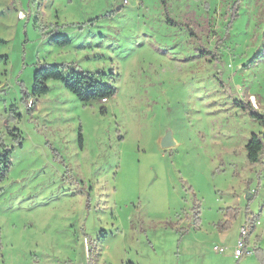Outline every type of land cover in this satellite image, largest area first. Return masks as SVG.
Masks as SVG:
<instances>
[{"label": "rangeland", "instance_id": "rangeland-1", "mask_svg": "<svg viewBox=\"0 0 264 264\" xmlns=\"http://www.w3.org/2000/svg\"><path fill=\"white\" fill-rule=\"evenodd\" d=\"M164 1L0 0V264H264V0Z\"/></svg>", "mask_w": 264, "mask_h": 264}, {"label": "trees", "instance_id": "trees-1", "mask_svg": "<svg viewBox=\"0 0 264 264\" xmlns=\"http://www.w3.org/2000/svg\"><path fill=\"white\" fill-rule=\"evenodd\" d=\"M165 6V1L162 0ZM52 42L60 47L68 46L70 41L66 38L58 37ZM62 67V66H61ZM61 67L58 65L43 66L35 71L33 76V87L31 97L39 98L49 92L46 86L49 80L61 81L64 88L70 92L83 105H88L91 102H105L110 100L116 94V88L97 80L93 75L81 70L71 71V73L63 77ZM30 96L26 92H22V101L26 104L30 101ZM254 114H252L253 116ZM255 116V115H254ZM247 161L250 164H255L264 161V134H252L245 146ZM3 159H0V179L4 178L9 172V156L10 151H4ZM248 230V229H247ZM89 251L87 264H92Z\"/></svg>", "mask_w": 264, "mask_h": 264}, {"label": "built area", "instance_id": "built-area-1", "mask_svg": "<svg viewBox=\"0 0 264 264\" xmlns=\"http://www.w3.org/2000/svg\"><path fill=\"white\" fill-rule=\"evenodd\" d=\"M22 17V16H21ZM247 236V229L246 228H241L239 232V239L237 240L235 251H234V258L238 259L240 258L244 253L245 254H250L251 251L246 249V242H245V237ZM214 252L217 253H223L224 249L214 247L213 248Z\"/></svg>", "mask_w": 264, "mask_h": 264}, {"label": "water", "instance_id": "water-1", "mask_svg": "<svg viewBox=\"0 0 264 264\" xmlns=\"http://www.w3.org/2000/svg\"><path fill=\"white\" fill-rule=\"evenodd\" d=\"M172 145V141L169 137V135H166V137L162 140L161 146L163 148L170 147Z\"/></svg>", "mask_w": 264, "mask_h": 264}]
</instances>
